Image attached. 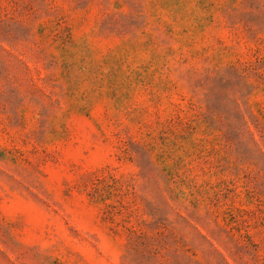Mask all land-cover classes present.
Instances as JSON below:
<instances>
[{"label":"rangeland","instance_id":"rangeland-1","mask_svg":"<svg viewBox=\"0 0 264 264\" xmlns=\"http://www.w3.org/2000/svg\"><path fill=\"white\" fill-rule=\"evenodd\" d=\"M0 264H264V0H0Z\"/></svg>","mask_w":264,"mask_h":264}]
</instances>
